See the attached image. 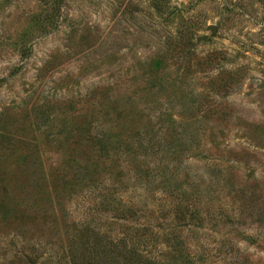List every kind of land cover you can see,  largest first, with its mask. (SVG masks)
<instances>
[{
	"label": "rangeland",
	"instance_id": "rangeland-1",
	"mask_svg": "<svg viewBox=\"0 0 264 264\" xmlns=\"http://www.w3.org/2000/svg\"><path fill=\"white\" fill-rule=\"evenodd\" d=\"M0 264H264V0H0Z\"/></svg>",
	"mask_w": 264,
	"mask_h": 264
},
{
	"label": "water",
	"instance_id": "water-1",
	"mask_svg": "<svg viewBox=\"0 0 264 264\" xmlns=\"http://www.w3.org/2000/svg\"><path fill=\"white\" fill-rule=\"evenodd\" d=\"M210 29L212 30L213 33L215 32V28L213 26L210 27Z\"/></svg>",
	"mask_w": 264,
	"mask_h": 264
}]
</instances>
